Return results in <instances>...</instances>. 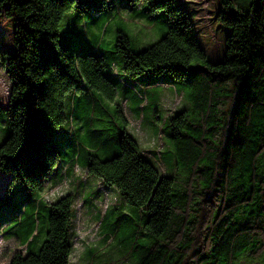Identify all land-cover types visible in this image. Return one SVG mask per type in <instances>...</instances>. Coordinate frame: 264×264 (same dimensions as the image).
<instances>
[{"label": "trees", "instance_id": "1", "mask_svg": "<svg viewBox=\"0 0 264 264\" xmlns=\"http://www.w3.org/2000/svg\"><path fill=\"white\" fill-rule=\"evenodd\" d=\"M218 3L216 20L230 33L223 58L212 63L180 0H0V18L15 23L14 53L0 51L10 79L6 108L0 106L7 132L0 173L10 177L5 198L16 184L26 193L21 212L12 206L10 216H1L0 236L21 242L19 230L30 228L8 264H71L76 196H47L75 170L115 187L136 208L141 242L121 245L133 264H264V0ZM73 10L101 30L117 14L134 12L150 26L161 24L163 35L141 51L122 30L113 50L102 40L93 48L63 45L60 23ZM161 80L177 96L178 83L190 102L168 118L171 176L143 155L125 113L130 97L159 99ZM67 95L76 106L84 98L89 108L76 128L65 113ZM102 116L121 118L117 136L89 127ZM153 154L165 160V151ZM42 211L45 239L34 251ZM116 233L117 227L101 236L107 243Z\"/></svg>", "mask_w": 264, "mask_h": 264}, {"label": "rangeland", "instance_id": "2", "mask_svg": "<svg viewBox=\"0 0 264 264\" xmlns=\"http://www.w3.org/2000/svg\"><path fill=\"white\" fill-rule=\"evenodd\" d=\"M107 1L115 2L116 0ZM180 2L184 4L182 5L186 11L192 12L191 22L201 49L209 61L217 63L224 56L226 38L230 33L229 28L216 20L219 7L218 0H180ZM77 14L76 10L67 12L60 23L63 45L93 48L98 40H102L101 45L103 48L113 50L118 30H122L130 38L133 49L141 51L159 41L164 31L161 24L156 22L153 26H150L147 20L138 19L134 12L117 14L105 25L103 30H101L100 24L93 23L92 17L88 14H83L81 17H78ZM14 28L15 23L13 20L0 18V51L14 53L15 49L11 44L14 37ZM117 67L118 65L116 70ZM164 77H167V75ZM143 80L147 82V79ZM162 80L155 91L159 94V99L151 97L143 103L134 97H130V104L127 105L125 113L131 121L128 132L139 142L140 148L144 150L143 155L148 159L150 158L149 161L158 168L162 175L171 176L173 175L172 171L176 169L174 151L166 134L168 118L177 109L178 111L188 109L190 102L186 97L187 91H182V87L178 83L175 82L174 84L178 90L177 96L174 87L168 83H162ZM9 89L10 79L0 58L1 108H6ZM69 96L67 95L65 98V113L67 116L73 115L74 120L72 123L76 128L77 122H84L85 117L89 114V108L84 98L78 99L76 106L70 103ZM109 104L112 103L109 101ZM111 108H115V106L111 105ZM102 118V122H91L89 127L91 129H107L104 136H117L119 132L115 123H119L121 118L112 116H102ZM4 119V115L0 114V143L7 138V132L3 125ZM61 129L65 130V127ZM51 137L55 145L61 147L64 144L56 133L52 132ZM159 151L166 152L164 161H156V156L153 153L157 154ZM96 155L105 158L102 153L96 152ZM75 171V175L73 174L71 178L66 179L61 186L52 188L47 196L51 201L70 193L76 196L73 220L76 222V229L73 233L74 251L71 256V264H133L132 257L126 254L125 249L131 243L134 244L138 238L139 243L141 242L139 236L142 233V223L136 208L125 204L115 187L101 184L97 177H89L88 174ZM9 179V176L0 173V225L5 220L1 216H10L13 210L12 206H16L21 212L23 210L22 203L25 201L26 193L20 191L21 186L19 184L14 185L5 198ZM44 213L42 211L39 215L40 220L36 221L35 230L32 234V237L36 234L34 237L35 243L31 245L34 251L45 239L43 235ZM99 214L101 217H99ZM101 222H103V226L99 230ZM24 224L26 226L29 223L25 220ZM115 227H117V233L112 236L114 240L112 239L106 243L104 237L101 236L102 230L111 235L112 229ZM29 229V227H24L19 230L20 235L23 237L21 242L5 236L6 234L0 236V264H8L12 253L22 250L21 244L25 243V239L30 232ZM134 233H137V235ZM117 244L120 245V251ZM121 245L125 249L123 247L122 250ZM25 248L26 246H24ZM89 252H93L97 257L95 263L91 262Z\"/></svg>", "mask_w": 264, "mask_h": 264}]
</instances>
